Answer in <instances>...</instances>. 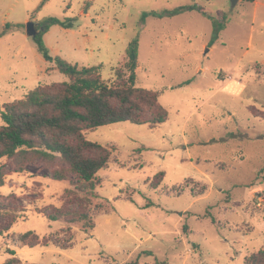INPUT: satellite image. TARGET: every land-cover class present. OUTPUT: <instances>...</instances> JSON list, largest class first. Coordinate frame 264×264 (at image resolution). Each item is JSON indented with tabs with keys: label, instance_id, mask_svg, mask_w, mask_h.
<instances>
[{
	"label": "rangeland",
	"instance_id": "1",
	"mask_svg": "<svg viewBox=\"0 0 264 264\" xmlns=\"http://www.w3.org/2000/svg\"><path fill=\"white\" fill-rule=\"evenodd\" d=\"M232 2L0 0L10 21L28 19L0 40L1 105L68 81L26 25L76 17L78 27L49 28V53L100 66L113 85L127 79L126 47L137 36L136 86L155 91L167 111L155 126L121 121L82 132L110 152L92 189L51 179L67 167L59 157H0V264L14 256L21 264H245L264 249V0ZM187 4L225 16L224 29L215 34L196 10L141 21L143 12ZM55 210L66 215L50 221L45 213ZM79 211L92 227L74 219ZM29 231L47 244L20 242Z\"/></svg>",
	"mask_w": 264,
	"mask_h": 264
},
{
	"label": "trees",
	"instance_id": "2",
	"mask_svg": "<svg viewBox=\"0 0 264 264\" xmlns=\"http://www.w3.org/2000/svg\"><path fill=\"white\" fill-rule=\"evenodd\" d=\"M46 1L43 0V3ZM193 10L201 12L210 20L215 34L224 29L225 16L219 21L195 4L143 12L141 21L144 22L149 15L159 18L173 17ZM54 25L75 28L79 26V20L76 17H46L38 24V33L32 37L44 60L69 79L61 83L38 85L22 99L0 104V117L3 122L0 125V157L12 158L29 151L38 156L59 157L67 167L51 170V179L70 180L72 183L80 181L92 189L95 174L107 164L110 152L101 144L85 139L82 132L121 121L155 126L166 121L167 111L159 104L155 91L136 86L137 36L126 47L124 67L128 72L127 79L111 85L101 77L100 66H78L49 53L43 34ZM20 28H25V24L6 23L2 33ZM116 76L122 77L123 72L117 71ZM69 173L74 174L76 180ZM45 215L50 221H57L66 214L55 210ZM74 219L87 221L92 227L86 211L77 212ZM9 227L5 226L2 230ZM18 239L30 247L47 244V241L39 240L31 231L21 234ZM10 254L15 255V252L10 250ZM4 264L21 262L14 256ZM245 264H264V249L247 256Z\"/></svg>",
	"mask_w": 264,
	"mask_h": 264
},
{
	"label": "crops",
	"instance_id": "3",
	"mask_svg": "<svg viewBox=\"0 0 264 264\" xmlns=\"http://www.w3.org/2000/svg\"><path fill=\"white\" fill-rule=\"evenodd\" d=\"M221 13L223 14V10L222 9L217 10L216 16L219 15V14H221ZM9 14H10L9 11L0 12V18H1L0 19V27H1V29H0V40L3 39V38H5V37H14V35H16L15 33H20L21 31H23L25 29V28L13 29V30L7 31L5 33H2L3 32L4 25L6 23H11V24H15V23H25L28 20L27 18H25L23 20H12V21H10L9 20L10 19ZM50 28H52V26ZM46 33L47 32H45L43 34V40H45V34Z\"/></svg>",
	"mask_w": 264,
	"mask_h": 264
},
{
	"label": "water",
	"instance_id": "4",
	"mask_svg": "<svg viewBox=\"0 0 264 264\" xmlns=\"http://www.w3.org/2000/svg\"><path fill=\"white\" fill-rule=\"evenodd\" d=\"M236 0H233L232 4L235 3ZM38 29L33 22H28L26 25V34L30 37H34L38 33Z\"/></svg>",
	"mask_w": 264,
	"mask_h": 264
}]
</instances>
